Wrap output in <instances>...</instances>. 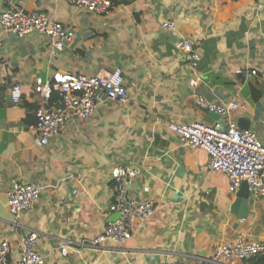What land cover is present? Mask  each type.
Listing matches in <instances>:
<instances>
[{
    "label": "crops",
    "instance_id": "1",
    "mask_svg": "<svg viewBox=\"0 0 264 264\" xmlns=\"http://www.w3.org/2000/svg\"><path fill=\"white\" fill-rule=\"evenodd\" d=\"M111 2L96 14L71 0H0V11L44 12L74 32L55 55L45 34L18 38L0 28V241L9 243V261L20 257V239L31 232L44 264H165L208 255L237 236L264 242V203L248 195L246 210H238L246 184L231 192L224 173L207 169L205 151L180 146L169 130L173 123L234 121L264 142V6L256 11L264 0ZM165 20L177 30L162 29ZM181 39L193 43L196 65L177 50ZM115 67L126 102L103 96L90 117L66 120L38 146L32 127L44 94L36 82L56 71L98 75ZM13 83L21 87L18 103L11 101ZM199 96L239 107L219 116L200 106ZM115 166L135 169L128 195L152 199L157 211L124 243L93 245L118 217ZM37 180L56 186L13 219L6 190ZM61 244L69 246L66 256Z\"/></svg>",
    "mask_w": 264,
    "mask_h": 264
},
{
    "label": "built area",
    "instance_id": "2",
    "mask_svg": "<svg viewBox=\"0 0 264 264\" xmlns=\"http://www.w3.org/2000/svg\"><path fill=\"white\" fill-rule=\"evenodd\" d=\"M76 6L85 8L96 14H105L112 6L111 0H71ZM263 3L258 2L256 11L263 9ZM162 29L175 32V22L165 20ZM0 28L18 38L31 32L45 34L50 39L51 51L58 54L74 37L72 29L64 26L49 14L39 11H25L8 7L0 11ZM2 36L0 32V45ZM178 51L192 58L196 65V52L193 43L188 40H177ZM189 54V56H188ZM196 83V80H192ZM35 89L44 94L40 106L35 112L33 130L36 133V144L45 145L50 137L57 134L61 124L70 118H88L94 111L101 97L111 101L126 102L128 91L124 84L122 70L115 67L105 74L89 75L86 73H66L56 71L49 81L38 80ZM56 91V99L50 98L52 90ZM10 97L13 103L21 99V87L13 83L10 87ZM197 102L206 110L219 116L229 114L239 107L237 101L227 105L216 104L199 96ZM169 130L177 136L180 146L200 148L207 154V169L224 173L231 192L237 190L243 181L252 199L264 203V142L248 130L237 127L234 121L221 124L190 122L170 124ZM136 171L132 167L115 166L111 171L114 182V208L118 217L107 223L104 229L91 241L93 245L112 243L120 245L127 241L138 222L154 215L157 205L152 199L135 200L128 195L131 178ZM56 185L43 181H14L6 190L8 210L17 219L22 212L33 207L41 195ZM37 235L33 232L21 237V254L15 261H9L10 247L6 239L0 241V264H44V257L37 251ZM69 251L67 244L59 246V252L66 256ZM264 252V242L247 241L242 236L225 240L215 247L208 255L195 259L171 261L165 264H226L230 261H243Z\"/></svg>",
    "mask_w": 264,
    "mask_h": 264
},
{
    "label": "water",
    "instance_id": "3",
    "mask_svg": "<svg viewBox=\"0 0 264 264\" xmlns=\"http://www.w3.org/2000/svg\"><path fill=\"white\" fill-rule=\"evenodd\" d=\"M244 184H246L245 181H243L241 183V187H243ZM248 195H249L248 190H247V192H240L237 195L236 202H235V206H236V208L238 210H240V209L246 210ZM241 214H243V213H241ZM241 216L243 217L244 215H241Z\"/></svg>",
    "mask_w": 264,
    "mask_h": 264
},
{
    "label": "trees",
    "instance_id": "4",
    "mask_svg": "<svg viewBox=\"0 0 264 264\" xmlns=\"http://www.w3.org/2000/svg\"><path fill=\"white\" fill-rule=\"evenodd\" d=\"M243 264H264V252L242 261Z\"/></svg>",
    "mask_w": 264,
    "mask_h": 264
}]
</instances>
